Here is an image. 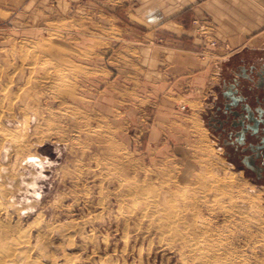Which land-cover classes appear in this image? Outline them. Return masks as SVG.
<instances>
[{
	"label": "rangeland",
	"instance_id": "obj_1",
	"mask_svg": "<svg viewBox=\"0 0 264 264\" xmlns=\"http://www.w3.org/2000/svg\"><path fill=\"white\" fill-rule=\"evenodd\" d=\"M1 16L0 233L29 263L264 264V186L217 147L215 93L163 87V35L94 0Z\"/></svg>",
	"mask_w": 264,
	"mask_h": 264
},
{
	"label": "crops",
	"instance_id": "obj_2",
	"mask_svg": "<svg viewBox=\"0 0 264 264\" xmlns=\"http://www.w3.org/2000/svg\"><path fill=\"white\" fill-rule=\"evenodd\" d=\"M94 3L101 13L116 21L118 28L141 29L145 39L163 35L165 44L159 49L158 75L165 78L163 87L175 97L189 99L196 88L214 93L230 59L247 51L264 52V0ZM26 7L49 12L53 0H0V26L6 21L2 14L17 13Z\"/></svg>",
	"mask_w": 264,
	"mask_h": 264
},
{
	"label": "flooded vegetation",
	"instance_id": "obj_3",
	"mask_svg": "<svg viewBox=\"0 0 264 264\" xmlns=\"http://www.w3.org/2000/svg\"><path fill=\"white\" fill-rule=\"evenodd\" d=\"M262 72L264 52L247 51L230 59L204 120L227 160L264 186Z\"/></svg>",
	"mask_w": 264,
	"mask_h": 264
},
{
	"label": "bare ground",
	"instance_id": "obj_4",
	"mask_svg": "<svg viewBox=\"0 0 264 264\" xmlns=\"http://www.w3.org/2000/svg\"><path fill=\"white\" fill-rule=\"evenodd\" d=\"M29 158H35V156H30ZM233 178L234 177L231 176V179L230 180L233 181ZM218 194H220V192H218ZM222 196H224V195H222ZM2 204H3V202H2V200H0V208H1V205ZM193 207H195V205H193ZM166 210H168V209H166ZM173 212H174V214L176 213L175 211H173ZM176 214H175V217H176ZM176 218H178V217H176ZM172 219H174V218H172ZM173 222H175V221H173ZM195 225H197L199 228H203V226H204L203 223H201V224L195 223ZM7 226H8L7 219H5V217L4 218L0 217V232H1V230L3 231L4 229H6ZM5 232L2 233V234L0 233V264H32V263H29L28 260L30 259L31 254L34 251V246H29V249L28 250H24L23 251L22 248H21V246L24 245L27 242H25V241H18L17 239H14V238L11 239V241H8L7 239H9V238L7 237V235H5ZM78 261H80V260H78V259L77 260H73V261H71V263L78 262ZM37 264H40V263H37ZM66 264H69V260H67V263ZM101 264H106V263L105 262H102Z\"/></svg>",
	"mask_w": 264,
	"mask_h": 264
},
{
	"label": "water",
	"instance_id": "obj_5",
	"mask_svg": "<svg viewBox=\"0 0 264 264\" xmlns=\"http://www.w3.org/2000/svg\"><path fill=\"white\" fill-rule=\"evenodd\" d=\"M237 56H239V55H237ZM237 56H235V57H237ZM259 79H260V81L264 82V72H262V74L259 76ZM259 87L261 88V86H259Z\"/></svg>",
	"mask_w": 264,
	"mask_h": 264
},
{
	"label": "built area",
	"instance_id": "obj_6",
	"mask_svg": "<svg viewBox=\"0 0 264 264\" xmlns=\"http://www.w3.org/2000/svg\"><path fill=\"white\" fill-rule=\"evenodd\" d=\"M197 1H203V0H197ZM185 108V107H184Z\"/></svg>",
	"mask_w": 264,
	"mask_h": 264
}]
</instances>
